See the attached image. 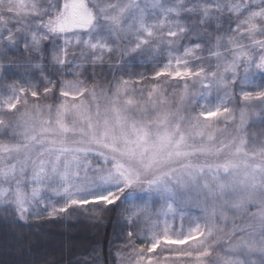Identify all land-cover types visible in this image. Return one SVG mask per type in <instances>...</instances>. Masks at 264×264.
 Masks as SVG:
<instances>
[{
	"label": "snow or ice",
	"instance_id": "6c2138e0",
	"mask_svg": "<svg viewBox=\"0 0 264 264\" xmlns=\"http://www.w3.org/2000/svg\"><path fill=\"white\" fill-rule=\"evenodd\" d=\"M256 124L264 0H0L13 223L118 209L116 264H264Z\"/></svg>",
	"mask_w": 264,
	"mask_h": 264
},
{
	"label": "trees",
	"instance_id": "16d2710c",
	"mask_svg": "<svg viewBox=\"0 0 264 264\" xmlns=\"http://www.w3.org/2000/svg\"><path fill=\"white\" fill-rule=\"evenodd\" d=\"M152 70L133 65L130 71L150 73ZM252 130L260 133L264 125L256 124ZM1 218L0 264H82L84 259L92 264L96 256H103L104 264H116L115 259L109 261L108 257L115 256L129 230L118 209L99 222L67 215L48 219L46 214L27 223Z\"/></svg>",
	"mask_w": 264,
	"mask_h": 264
},
{
	"label": "rangeland",
	"instance_id": "374dc122",
	"mask_svg": "<svg viewBox=\"0 0 264 264\" xmlns=\"http://www.w3.org/2000/svg\"><path fill=\"white\" fill-rule=\"evenodd\" d=\"M150 70H152V68H150ZM153 71V70H152ZM152 71H150V73L152 72ZM260 81H259V79L257 80V83H259ZM158 207V206H157ZM1 216H5V214H2V213H0V218H1ZM67 216H69L70 218H76V217H79V218H87V216L86 215H83V214H80L79 212H73L71 215H67ZM2 219V218H1Z\"/></svg>",
	"mask_w": 264,
	"mask_h": 264
}]
</instances>
